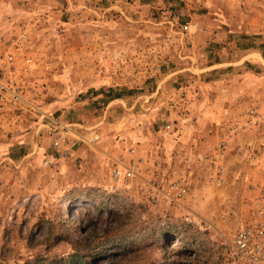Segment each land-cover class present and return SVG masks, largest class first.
<instances>
[{
	"label": "rangeland",
	"instance_id": "374dc122",
	"mask_svg": "<svg viewBox=\"0 0 264 264\" xmlns=\"http://www.w3.org/2000/svg\"><path fill=\"white\" fill-rule=\"evenodd\" d=\"M0 68V264H224L264 188V0H0Z\"/></svg>",
	"mask_w": 264,
	"mask_h": 264
},
{
	"label": "built area",
	"instance_id": "2783aa9c",
	"mask_svg": "<svg viewBox=\"0 0 264 264\" xmlns=\"http://www.w3.org/2000/svg\"><path fill=\"white\" fill-rule=\"evenodd\" d=\"M12 58V56H8V61L11 62ZM0 74H4V71L0 72ZM4 88L6 86L0 78V107L4 102L2 94L3 90H5ZM11 95L14 101L21 100L19 91L13 89L11 90ZM166 127L169 126L167 125ZM97 137L92 133L89 141H93ZM78 138L84 139L82 136ZM73 141L69 137L56 134V136L52 137V146L57 151L60 150V156L67 157L69 154L68 143H73ZM132 174V169L122 166L121 163L116 164L113 169L115 178H127ZM251 205L252 213L250 222L237 230L226 241L224 264H264V188L257 192L256 196L251 200Z\"/></svg>",
	"mask_w": 264,
	"mask_h": 264
},
{
	"label": "trees",
	"instance_id": "16d2710c",
	"mask_svg": "<svg viewBox=\"0 0 264 264\" xmlns=\"http://www.w3.org/2000/svg\"><path fill=\"white\" fill-rule=\"evenodd\" d=\"M126 242V239L125 238H120L118 241L116 240L115 241V245H118V246H122V242ZM105 244H108V241L107 242H105ZM101 245V243H99L96 247H99ZM96 258V257H95Z\"/></svg>",
	"mask_w": 264,
	"mask_h": 264
}]
</instances>
